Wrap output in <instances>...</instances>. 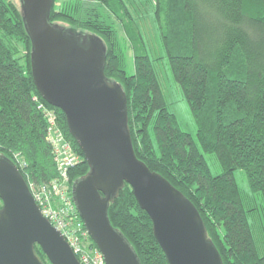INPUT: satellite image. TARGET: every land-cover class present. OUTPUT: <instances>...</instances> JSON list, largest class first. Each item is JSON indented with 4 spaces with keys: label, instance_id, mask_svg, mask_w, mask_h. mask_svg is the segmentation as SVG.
Listing matches in <instances>:
<instances>
[{
    "label": "trees",
    "instance_id": "trees-1",
    "mask_svg": "<svg viewBox=\"0 0 264 264\" xmlns=\"http://www.w3.org/2000/svg\"><path fill=\"white\" fill-rule=\"evenodd\" d=\"M58 1L54 0L50 14L52 24L75 34H91L105 43V75L127 95L137 158L195 204L224 264H264L257 245V239L262 242L264 236L255 235L250 222L257 206L246 205L235 178V171L242 169L251 191L260 193L264 202V0H154L152 18L160 30L173 79L194 117L196 139L181 128L169 108L155 68L158 58L151 56L143 34L131 29L127 3L96 0L127 29L133 44V74L126 70L124 49L107 18L84 12L81 1L60 5ZM19 45L27 52L24 64L18 56ZM31 55L22 11L0 0V155L13 162L15 154L24 155L31 181L57 177L47 140L48 121L40 105L54 110L63 137L81 158L69 171L72 192L74 182L86 176L90 167L63 111L39 94ZM206 154L216 156L221 173H212ZM108 216L141 264H169L154 236L152 221L130 185L109 205ZM81 237L82 248L87 246L97 254L92 238ZM36 249L45 264H51L39 245Z\"/></svg>",
    "mask_w": 264,
    "mask_h": 264
},
{
    "label": "water",
    "instance_id": "water-1",
    "mask_svg": "<svg viewBox=\"0 0 264 264\" xmlns=\"http://www.w3.org/2000/svg\"><path fill=\"white\" fill-rule=\"evenodd\" d=\"M54 0H21L32 42L31 66L41 97L66 116L89 164L76 180L73 199L106 264H141L113 227L109 205L128 184L153 224L169 264H224L195 204L136 156L127 95L105 75L107 48L91 34L52 24ZM0 264H82L64 235L46 218L17 165L0 155Z\"/></svg>",
    "mask_w": 264,
    "mask_h": 264
},
{
    "label": "rangeland",
    "instance_id": "rangeland-1",
    "mask_svg": "<svg viewBox=\"0 0 264 264\" xmlns=\"http://www.w3.org/2000/svg\"><path fill=\"white\" fill-rule=\"evenodd\" d=\"M72 1L78 2L81 1L82 7L84 12H91L92 14H99L107 18V20L113 24V28H115L117 32L118 39L120 40L121 46L124 49V54L127 58V66L126 70L129 74H133L135 72L134 63H133V47L132 42L129 38V34L127 29L123 26L122 21L120 18L109 9L104 8L103 6L99 5L98 2L95 1H87V0H59L58 5ZM127 3V7L130 11V16L128 17V22L131 24V29L135 31V33L143 34V37L147 43L148 48L150 49L151 56L157 61L155 62V68L160 76L162 89L169 104V108L172 112H174L179 120L181 128L185 131L190 133L195 139L197 134V126L192 115L191 109L183 97V94L180 90V87L176 84L173 79L171 70L169 68L168 63L166 62L165 58V50L163 48L162 39L160 36V30L158 25H156L155 21L153 20V9L155 8V1L154 0H124ZM15 5L17 9L21 12V0H7ZM61 25L68 27L67 24L61 23ZM19 54L18 56L21 58V62L24 64L25 62V55L27 54L24 45H19ZM59 123V121H58ZM59 125V124H58ZM19 157V156H18ZM24 157V155H23ZM19 157L24 162L27 159L24 157ZM206 159L209 163L211 171L213 174L221 173V167L218 163V160L214 154H206ZM22 161V163H23ZM235 178L236 181L241 189L243 198L245 200L246 205L248 203L252 204V206H257V210L250 214V222L254 227L255 235H259V237L264 236V202L262 200V196L260 193H253L249 187L247 176L242 169L235 171ZM41 196L43 195L42 192H39ZM3 203L0 200V208H2ZM51 213L55 214L53 209H49ZM63 210H59L56 212V219L59 222L63 223L64 230L69 234H73L74 230L77 229L76 222H69V226H67V222L69 221V217L65 216L64 220L62 218ZM262 238V237H261ZM257 239V238H256ZM77 243L79 240L77 239ZM257 245L262 254H264V241H259L257 239ZM82 251L88 252L90 255H93V258L97 257L98 254L92 253L87 246L86 249H83L82 246H78ZM95 254V255H94ZM79 257V256H77ZM80 258V257H79ZM92 258V259H93ZM82 261V259L80 258ZM90 264V263H89Z\"/></svg>",
    "mask_w": 264,
    "mask_h": 264
},
{
    "label": "built area",
    "instance_id": "built-area-1",
    "mask_svg": "<svg viewBox=\"0 0 264 264\" xmlns=\"http://www.w3.org/2000/svg\"><path fill=\"white\" fill-rule=\"evenodd\" d=\"M40 108L43 110V113L48 121L49 135L47 140L53 149L57 177L50 181L37 183L35 181H31V176L28 172L29 164L24 158L23 159L25 162L22 159H19V154H15L14 163L17 165L20 171L25 172L27 178L26 181L36 202L40 206L42 214L49 219L53 226L61 231L66 240L71 244L75 254L79 255V257L82 259V261L79 259L81 263L106 264L99 249L97 253L98 256L92 259L90 258L91 256L88 254V252L82 251L80 247H78L82 246L83 244L81 241V236L85 237V235L89 234L87 229L86 231H83V226H85V224L83 223V220H80L81 218L79 216V212L74 203L73 195L71 194L72 192L70 191L69 171L71 168L80 163L81 158L74 150L72 144L63 137L59 129L57 113L54 110L46 108L44 105H40ZM39 192H42L43 195L41 196ZM50 208L53 209L55 214L51 213L49 210ZM59 210H63L61 215L63 220L65 216L69 217V221L66 224L67 226L70 225V221L76 222L77 229L74 230L72 235L64 230L62 222L57 221L56 216L58 215H56V212ZM77 239L79 240L80 244L77 243Z\"/></svg>",
    "mask_w": 264,
    "mask_h": 264
}]
</instances>
